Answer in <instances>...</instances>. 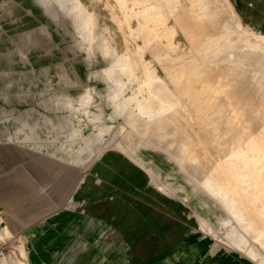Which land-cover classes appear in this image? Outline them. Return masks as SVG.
<instances>
[{"label": "rangeland", "instance_id": "rangeland-1", "mask_svg": "<svg viewBox=\"0 0 264 264\" xmlns=\"http://www.w3.org/2000/svg\"><path fill=\"white\" fill-rule=\"evenodd\" d=\"M263 139L240 0H0V264H264Z\"/></svg>", "mask_w": 264, "mask_h": 264}, {"label": "crops", "instance_id": "crops-1", "mask_svg": "<svg viewBox=\"0 0 264 264\" xmlns=\"http://www.w3.org/2000/svg\"><path fill=\"white\" fill-rule=\"evenodd\" d=\"M240 4L244 10L248 25L254 31L264 33V0H240ZM154 222L155 223L152 224H155L153 226L156 227L159 223L157 221ZM179 245L180 247L176 249V252L173 255V259L176 262L175 264H182V258L179 254L184 250L183 255L186 256L184 261L187 260L188 263L190 262L189 264H204L203 259L206 255V251L209 249V244L207 246H194L192 244H186L185 239H183ZM141 251L134 250L138 260L141 261V264H154L153 259L155 257H160L158 258L157 263H165L163 253L153 252L151 248L144 252ZM213 258L215 259H211L208 264H252L248 260L238 259L224 254L215 255Z\"/></svg>", "mask_w": 264, "mask_h": 264}, {"label": "bare ground", "instance_id": "bare-ground-1", "mask_svg": "<svg viewBox=\"0 0 264 264\" xmlns=\"http://www.w3.org/2000/svg\"><path fill=\"white\" fill-rule=\"evenodd\" d=\"M161 6V5H160ZM124 10V9H123ZM126 15V14H125ZM113 16V15H112ZM125 17V16H124ZM126 23V22H125ZM121 24V23H120ZM130 26V25H129ZM130 28V27H129ZM131 29V28H130ZM130 29H128V30H130ZM138 30V29H137ZM132 31V30H131ZM130 31V32H131ZM123 36V35H122ZM143 42V41H142ZM261 130V129H260ZM262 132V131H261ZM262 135V134H261ZM263 136V135H262ZM255 137H258V136H255ZM258 139V138H257ZM260 139H262V138H260ZM263 141V142H262ZM255 141H253V143H254ZM253 143H251V142H249V147H252L253 145L255 146V144H253ZM260 145H262L263 144V147H264V139L263 140H261L260 141ZM259 144H256V146H258ZM250 151V150H249ZM243 154H244V152H243ZM261 154V153H260ZM263 154V153H262ZM261 155H259V157H260ZM257 157V156H256ZM246 158V157H245ZM257 161V160H256ZM261 161V160H260ZM255 163V162H254ZM264 164V163H263ZM263 164L261 165V166H263ZM257 165V164H256ZM259 166V165H258ZM255 168H257V167H255ZM263 168V167H262ZM262 171V170H261ZM260 171V172H261Z\"/></svg>", "mask_w": 264, "mask_h": 264}]
</instances>
